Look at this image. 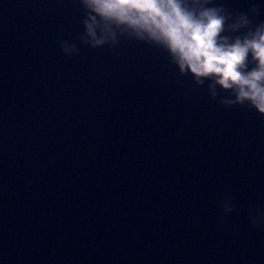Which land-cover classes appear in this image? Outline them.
Returning <instances> with one entry per match:
<instances>
[{"label": "water", "instance_id": "obj_1", "mask_svg": "<svg viewBox=\"0 0 264 264\" xmlns=\"http://www.w3.org/2000/svg\"><path fill=\"white\" fill-rule=\"evenodd\" d=\"M84 18L0 0V264H264V115Z\"/></svg>", "mask_w": 264, "mask_h": 264}, {"label": "clouds", "instance_id": "obj_2", "mask_svg": "<svg viewBox=\"0 0 264 264\" xmlns=\"http://www.w3.org/2000/svg\"><path fill=\"white\" fill-rule=\"evenodd\" d=\"M87 43L115 46L123 36L162 50L181 76L210 81L211 98L264 115V21L260 4L233 14L216 0H80ZM65 52L69 49L65 46ZM223 93V95H220ZM225 211L233 205L225 203ZM254 226L264 215L251 213Z\"/></svg>", "mask_w": 264, "mask_h": 264}]
</instances>
